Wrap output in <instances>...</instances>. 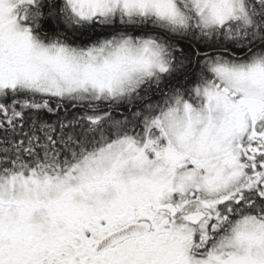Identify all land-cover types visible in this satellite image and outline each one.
<instances>
[{
	"label": "snow or ice",
	"instance_id": "obj_1",
	"mask_svg": "<svg viewBox=\"0 0 264 264\" xmlns=\"http://www.w3.org/2000/svg\"><path fill=\"white\" fill-rule=\"evenodd\" d=\"M0 264H264V0H0Z\"/></svg>",
	"mask_w": 264,
	"mask_h": 264
}]
</instances>
